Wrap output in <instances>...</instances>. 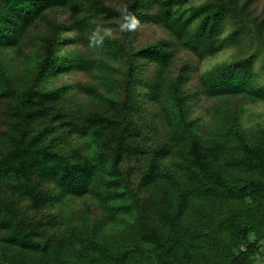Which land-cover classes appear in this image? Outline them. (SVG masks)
<instances>
[{
    "label": "trees",
    "instance_id": "16d2710c",
    "mask_svg": "<svg viewBox=\"0 0 264 264\" xmlns=\"http://www.w3.org/2000/svg\"><path fill=\"white\" fill-rule=\"evenodd\" d=\"M258 104L264 0H0V264H255Z\"/></svg>",
    "mask_w": 264,
    "mask_h": 264
},
{
    "label": "rangeland",
    "instance_id": "374dc122",
    "mask_svg": "<svg viewBox=\"0 0 264 264\" xmlns=\"http://www.w3.org/2000/svg\"><path fill=\"white\" fill-rule=\"evenodd\" d=\"M233 52L231 50H225L219 57L218 60L226 59L230 57ZM214 61H210L204 64L203 68H208ZM243 123L246 127H255L259 124L264 125V104H258L250 108L243 119ZM255 264H264V251L256 256Z\"/></svg>",
    "mask_w": 264,
    "mask_h": 264
},
{
    "label": "clouds",
    "instance_id": "9594fccd",
    "mask_svg": "<svg viewBox=\"0 0 264 264\" xmlns=\"http://www.w3.org/2000/svg\"><path fill=\"white\" fill-rule=\"evenodd\" d=\"M136 24H139V21H136ZM123 30L125 31H133L135 30V25L128 27V28H124ZM102 42V38H97L96 33L94 32L93 35L90 37V45H98Z\"/></svg>",
    "mask_w": 264,
    "mask_h": 264
}]
</instances>
